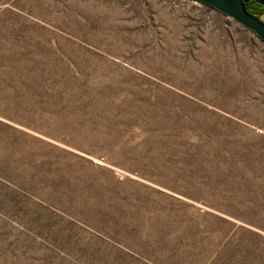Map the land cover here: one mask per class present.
Returning a JSON list of instances; mask_svg holds the SVG:
<instances>
[{
	"label": "rangeland",
	"instance_id": "1",
	"mask_svg": "<svg viewBox=\"0 0 264 264\" xmlns=\"http://www.w3.org/2000/svg\"><path fill=\"white\" fill-rule=\"evenodd\" d=\"M0 264H264L262 40L194 0H0Z\"/></svg>",
	"mask_w": 264,
	"mask_h": 264
},
{
	"label": "water",
	"instance_id": "2",
	"mask_svg": "<svg viewBox=\"0 0 264 264\" xmlns=\"http://www.w3.org/2000/svg\"><path fill=\"white\" fill-rule=\"evenodd\" d=\"M216 9L219 13L233 19L247 28L264 43V21L260 16L247 12L243 0H194ZM264 8V0H253Z\"/></svg>",
	"mask_w": 264,
	"mask_h": 264
},
{
	"label": "trees",
	"instance_id": "3",
	"mask_svg": "<svg viewBox=\"0 0 264 264\" xmlns=\"http://www.w3.org/2000/svg\"><path fill=\"white\" fill-rule=\"evenodd\" d=\"M243 1H244V6L249 14L254 16H259L262 12L264 13V8L260 4L255 3L253 0H243Z\"/></svg>",
	"mask_w": 264,
	"mask_h": 264
}]
</instances>
